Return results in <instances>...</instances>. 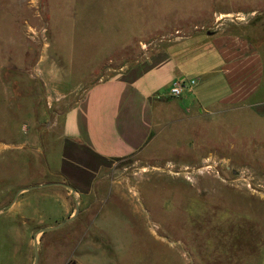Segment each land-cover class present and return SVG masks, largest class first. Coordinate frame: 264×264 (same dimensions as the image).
<instances>
[{
	"label": "rangeland",
	"instance_id": "obj_1",
	"mask_svg": "<svg viewBox=\"0 0 264 264\" xmlns=\"http://www.w3.org/2000/svg\"><path fill=\"white\" fill-rule=\"evenodd\" d=\"M226 27L262 42L251 100L221 107L222 75L205 77L210 114L116 160L89 199L53 185L64 115L92 84ZM3 141L0 264H35L36 240L37 264H264V0H0Z\"/></svg>",
	"mask_w": 264,
	"mask_h": 264
},
{
	"label": "crops",
	"instance_id": "obj_2",
	"mask_svg": "<svg viewBox=\"0 0 264 264\" xmlns=\"http://www.w3.org/2000/svg\"><path fill=\"white\" fill-rule=\"evenodd\" d=\"M227 28L214 34L192 56L180 57L178 49L160 50L140 68L92 84L66 111L58 163L55 168L49 166L62 179L59 183L75 192L57 187L65 189L66 196L76 204L79 199H89L97 194V183L107 176L106 171L116 160L150 155L167 125L210 114V106L203 103L198 87L205 77L222 75L221 107H242L251 100L259 90L262 42ZM155 65L163 72L158 73ZM188 78L195 79L196 86L180 99L170 100L169 87ZM172 104L176 108L173 119L168 112ZM198 106L200 112L191 114ZM185 112L187 118L180 116ZM0 143L9 145L7 141ZM71 209L70 203L65 214Z\"/></svg>",
	"mask_w": 264,
	"mask_h": 264
},
{
	"label": "built area",
	"instance_id": "obj_3",
	"mask_svg": "<svg viewBox=\"0 0 264 264\" xmlns=\"http://www.w3.org/2000/svg\"><path fill=\"white\" fill-rule=\"evenodd\" d=\"M197 84V81L195 79H182V80H178L175 83H173V85L170 88L169 91V96L174 98V99H180L186 91L193 89ZM220 166V162H216V161H207L204 165L203 169H210V168H215L217 169V167ZM218 174H220L219 170ZM187 175H188V179H190V176L193 174V171L190 170L189 167L184 168V171ZM240 180H246V176L248 174L247 170H240L237 172Z\"/></svg>",
	"mask_w": 264,
	"mask_h": 264
},
{
	"label": "water",
	"instance_id": "obj_4",
	"mask_svg": "<svg viewBox=\"0 0 264 264\" xmlns=\"http://www.w3.org/2000/svg\"><path fill=\"white\" fill-rule=\"evenodd\" d=\"M53 185L66 187L68 189H71L73 193L75 192L69 185H67L65 183H59V182H57V183H54ZM26 190H29V189H26ZM78 210L79 209H77V212H78ZM47 230H49V229H44L42 232H46ZM35 253H36L35 264H37L38 261H39V247H38V241L37 240L35 242Z\"/></svg>",
	"mask_w": 264,
	"mask_h": 264
}]
</instances>
